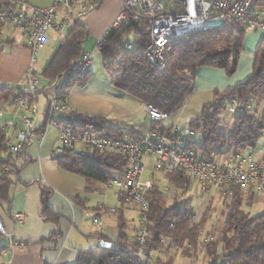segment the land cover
Listing matches in <instances>:
<instances>
[{"label": "trees", "instance_id": "obj_1", "mask_svg": "<svg viewBox=\"0 0 264 264\" xmlns=\"http://www.w3.org/2000/svg\"><path fill=\"white\" fill-rule=\"evenodd\" d=\"M100 2L101 0H98L96 4ZM138 15L136 8L128 9L127 20L123 26L113 29L102 40L100 52L103 68L114 87L143 102L154 104L172 115L184 107L193 93L195 73L199 67H219L228 75L236 72L247 33L242 24H234L231 27L220 24L187 33L180 43L175 42L167 66L160 70L147 58L149 24L144 17L139 18ZM137 18L139 21L136 24L134 20ZM88 36V26L77 19L60 44L55 57L41 75L48 84L47 88L77 68ZM17 43L15 39L0 33V53L5 44ZM127 43H132L134 47L128 48ZM186 70H190L192 74L189 75ZM91 74L89 68H77V74L70 77L67 85L60 90L61 94L69 96L71 90L75 86L84 85ZM22 94L30 92L20 85L0 83V107ZM41 94L47 96L44 92ZM35 96L32 94V100ZM233 96H237L242 104L249 102L250 98H256L258 104L264 103V37L254 53L251 73L232 87L216 90L212 100L203 106L200 115L188 122V128L201 134L200 141L194 136L185 135L183 129L173 131V127L163 126L161 132L168 133L176 141L184 142L188 148H194L206 157L215 155L229 157L237 151L256 148L260 139L264 137V111L257 114L252 112L235 115L231 130L226 131L222 128L223 114L227 111L229 99ZM54 120L60 124L81 126L110 138L119 139L127 136L137 139L143 136L134 128L114 127L105 117L76 109L71 113H58ZM48 124L46 106L42 121L31 130L24 152L32 134H42ZM10 145L9 129H0V203H11L15 183V178L4 171L7 163L5 154ZM52 159L62 169L84 176L88 181L87 188L91 187L92 182L107 183L111 177L123 175L129 164V159L124 154L100 149L80 150L65 147L61 154L52 155ZM29 161L26 159L24 165ZM19 171L15 173L16 177ZM165 177L169 184L166 188L153 178V185L147 192L150 204L148 226L152 232L150 240L145 245L148 253L176 247L182 254L195 258L198 251L204 249L208 258L206 264H264V212L251 216L242 208L244 202L248 205L253 204L255 196L253 190L236 186L233 188V195H224L223 226L216 238L202 239L209 208H205L201 218L197 220L188 202L183 205L177 201L167 203L168 188L188 191L194 180L179 170L165 172ZM51 193L49 187L42 188L40 213L45 220L57 225L49 236L52 239L60 237L62 230L59 227L61 214L48 204ZM120 201L121 206L116 210L118 244L81 250L76 264H150V259L136 253L135 245H129L125 217L128 203L122 198ZM44 239L45 237H42L40 241ZM4 246H0V249Z\"/></svg>", "mask_w": 264, "mask_h": 264}, {"label": "built area", "instance_id": "obj_2", "mask_svg": "<svg viewBox=\"0 0 264 264\" xmlns=\"http://www.w3.org/2000/svg\"><path fill=\"white\" fill-rule=\"evenodd\" d=\"M97 1L52 0L49 6L42 7L27 0H0V33L15 39L32 52V63L26 71V88L30 94L18 95L13 99L17 108L21 110L22 124L5 154L7 163L4 171L16 178L15 173L24 165L25 143L31 130L37 125L36 99L44 92L48 99V126L54 125L59 129V137L52 155H59L68 147L80 150L100 149L122 153L128 157L129 164L123 175L111 177L107 184L117 188V195L124 202L137 207L139 225L134 233L135 250L139 256L150 259L151 255L145 248L152 236L148 226L150 204L147 192L153 181L142 180L144 158L148 154L155 155L154 167L157 171L184 172L194 180L204 194L221 190L223 195L231 196L233 188L239 186L245 190H253L256 196L264 200V147L258 157L243 150L229 157L203 156L194 148H188L184 142H178L168 133L161 132L163 123L170 114L148 102H144L142 108L151 126L145 135L137 139L127 136L119 139L110 138L81 126L60 124L54 120L58 113H71L75 110L69 103V96L62 95L60 90L67 85L71 76L77 74V68H89L91 53L84 51L77 68L47 88L48 84L33 67L37 50L44 45L48 30L62 31L69 23L75 7L86 11ZM130 8H136L138 17H144L148 21L150 36L146 45V55L154 67L160 70L167 66L175 42L180 43L189 32L207 29L211 17L219 18L221 24L227 27L242 24L247 31L264 30V0H124L121 11L112 22L113 29L123 26L127 20V10ZM101 46L102 40L97 47ZM126 46L134 47L132 43H127ZM186 73L192 74L190 70H186ZM32 94L36 95L34 100ZM257 102L256 98H250L249 102L242 104L237 96H233L229 99L227 111L233 116L252 112L257 114ZM1 112L2 107L0 114ZM0 129L9 127L0 125ZM178 129L173 128V131ZM180 129H183L185 135L196 134L188 127ZM45 132L39 136L44 137ZM163 186L166 188L164 184ZM115 211L114 207L99 205L94 210L93 223L101 226L108 212ZM15 218L22 221L24 214H16ZM0 235L7 239L6 245L0 249V264H4V258L15 249L23 247V241L9 232L2 223ZM207 237L212 238L206 236L204 239ZM102 245L110 247L112 244L104 240Z\"/></svg>", "mask_w": 264, "mask_h": 264}, {"label": "crops", "instance_id": "obj_3", "mask_svg": "<svg viewBox=\"0 0 264 264\" xmlns=\"http://www.w3.org/2000/svg\"><path fill=\"white\" fill-rule=\"evenodd\" d=\"M27 1L42 7L52 3V0ZM123 4L124 0H101L99 4H92L94 5L92 10L91 7L86 11L78 6L75 7L69 23L63 27L61 32L55 29L47 31L45 43L37 50L36 55L37 57L39 52L44 54L42 57L44 62L40 63L42 70L39 72L37 57L33 63L35 71L42 75L50 56L62 43L77 19L88 26L89 34L93 33L94 39L98 38L97 46L109 30H113L112 22L121 11ZM71 20L73 24L70 26ZM84 49L91 53L89 70H92V74L84 85L75 86L71 90L70 105L76 110L107 118L111 126L134 128L141 135H145L150 129L151 122L143 111L144 102L114 87L106 72L105 74L101 72L99 62L102 63V56L100 58L95 55L93 46L92 50L85 46ZM254 53L251 58L246 56L238 63L237 72L231 77L227 76L223 69L213 66L198 68L195 73V89L187 99L186 105L177 113L169 116L163 126L179 129L187 127L190 120L200 115L205 103L212 100L216 90L232 87L251 73ZM31 63L30 49L19 42L5 44L0 53V83L26 87V71ZM96 72L99 75H96ZM47 103V96L44 95L43 100L37 97L35 106L37 124L42 121ZM259 111H264V103L257 105V112ZM38 117H40L39 121ZM231 121L233 120H230L228 125L233 123ZM21 124V110L17 108L13 100L5 102L0 114V125L9 127L11 142L14 140L17 129L21 128ZM58 137L59 129L54 125L47 127L44 137H40L37 133L32 134L24 156V160L29 159L30 161L20 169L15 178L11 203H0V223L23 241V247L15 249L4 258V264H76L81 250L86 251L92 247L102 246L104 240L111 242L112 245L118 244L119 227L116 211L107 214L103 224L96 226L93 223L94 210L100 204L90 205L89 191L86 189L88 181L80 174L62 169L52 159V151ZM263 147L264 137L260 139L256 148H246L243 151L258 157ZM146 165H151V168L155 169L154 154H149L144 158V167ZM98 183L99 181L92 182L90 189L100 191L101 187ZM44 186L52 190L48 199L49 206L61 214L59 227L62 235L58 238H49L57 225L45 220L40 213ZM254 201L264 203V200L256 195ZM16 214H24V220L17 221ZM125 217L128 242L130 246H134V233L139 225L137 207L127 204ZM42 237L45 239L40 241ZM6 243L7 239L1 236L0 246ZM154 262L161 263V260L157 257Z\"/></svg>", "mask_w": 264, "mask_h": 264}, {"label": "rangeland", "instance_id": "obj_4", "mask_svg": "<svg viewBox=\"0 0 264 264\" xmlns=\"http://www.w3.org/2000/svg\"><path fill=\"white\" fill-rule=\"evenodd\" d=\"M93 8H94V5L91 6V10ZM72 24H73V21L71 20L69 25L71 26ZM220 24H221V20L217 17H211L208 20L209 26H217ZM69 25L68 27H70ZM111 31L112 30L110 29L108 34L111 33ZM263 37H264V30L262 29H257L254 31H247L245 40H244L243 51L241 52L239 62H241L244 57L246 58V56H250V58L252 57L253 53L257 49L258 43H260ZM96 43H98V38L94 39L93 33L90 32L88 39H86V41L84 42V46L91 50L93 46V48H95L94 49L95 55L101 58L100 48L96 46ZM43 56L44 54H42L41 52L38 53L37 57H38L39 72L42 70L41 68L42 64L40 63H42V61L44 62L42 58ZM51 57L52 56H50V59ZM99 66H101V72H103L102 74H105V70L101 62H99ZM204 67H207V66H204ZM214 68H219V67H214ZM224 72L226 73L225 70ZM234 74L228 75L226 73V75L229 77L234 76ZM96 75H99V74L96 72ZM38 98L39 100L40 99L43 100L44 95L39 94ZM39 119L40 117H38V121ZM230 120H233V115L230 112L226 111L223 114V123H222V128L226 131L231 130L232 124L228 125ZM194 138L200 141L202 136L200 133H196ZM153 178L156 179V181L158 180V182H160V184L162 185L163 184L165 186L169 185L167 183L164 172L152 169L151 165L150 166L146 165L143 170L142 180H152ZM98 185L101 187L100 191L86 188L87 191H89L90 205L95 206L97 204L98 205L100 204L108 208H111V207H114L116 209L119 208L121 206V201L117 195V188L112 187L108 185L107 183L100 182V181ZM167 197H168L167 199L168 204L173 203V201H177L181 203L182 205L188 202V204H190V206L193 208L197 220L201 218V215L203 214L204 209L209 208V217L206 223L204 224L203 231H202V238L204 239L206 236L216 238L218 236L219 231L221 230L223 223H224V215H223L224 195L221 190H213L212 192L208 194H204L203 192H201L197 184L193 182L188 191L175 190L171 187L168 188ZM242 208L245 209L247 212H249L251 216H256L264 212V203H258L257 201H254L252 205H248L244 202L242 205ZM109 213L110 212H108V214ZM203 250L204 249L199 250L195 258L182 254L181 250L177 249L176 247H173L169 250H163V251L154 250L150 253L151 255L150 264H157L154 262L157 257H159L161 260L160 264H206L208 258Z\"/></svg>", "mask_w": 264, "mask_h": 264}, {"label": "water", "instance_id": "obj_5", "mask_svg": "<svg viewBox=\"0 0 264 264\" xmlns=\"http://www.w3.org/2000/svg\"><path fill=\"white\" fill-rule=\"evenodd\" d=\"M96 7H98V5H97ZM138 21H139V18H137V19H135V20H134V22H135L136 24L138 23ZM59 47H60V45L58 46V48L56 49V51L53 53V55H52L51 59L49 60L48 64H49V63H51V61H52V60H53V58L55 57V55H56V53H57V51H58ZM44 71H45V69L42 71V73H41V74H43V73H44Z\"/></svg>", "mask_w": 264, "mask_h": 264}]
</instances>
